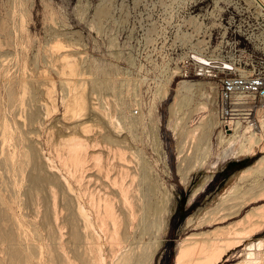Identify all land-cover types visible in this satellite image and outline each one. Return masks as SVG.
Wrapping results in <instances>:
<instances>
[{"label": "rangeland", "instance_id": "obj_1", "mask_svg": "<svg viewBox=\"0 0 264 264\" xmlns=\"http://www.w3.org/2000/svg\"><path fill=\"white\" fill-rule=\"evenodd\" d=\"M55 45L63 54L74 49V59L79 72L70 80L71 82L75 80V86L81 85V92L86 90L84 95L87 96L88 102L106 114L109 123L96 113L83 111L84 114L82 112L75 117V113H66V105L76 90L75 86L71 85L70 88L65 84L69 79L68 75L67 78L61 71L55 69L59 60L49 54ZM46 48H49V51ZM228 60L252 74L264 75V15L252 0H0L1 262L46 264L48 261L49 264L50 258L56 254L53 248L56 241L59 239L58 243H65L67 238L62 237H68V234L65 235L68 230L75 232L78 230L80 218L84 220L81 228L82 225L86 226V229L82 228L84 230L80 228L82 235H88L89 232L88 237L84 236L88 238L85 239L86 242L94 240L97 244L96 264H106L109 260L110 263L107 264H112L114 258L119 257L120 250L117 248V253L115 250L110 251L106 239V228L109 224H101L93 213L97 214V206L99 202L100 206L103 205L106 196V199L111 197L112 201L118 196L119 199H116L118 202H115L114 207L118 208L119 202L121 206L124 200L121 190L122 186L125 188L127 177L129 185L131 182L132 185H136L135 187L130 185L127 189L131 191L132 186L136 188L133 193L137 192L140 197L144 194L145 198L156 199L155 201L160 197L159 205L164 206L161 207V210L162 208L164 210L159 217L166 223L158 220L159 225L161 223L163 225L152 227L153 236L150 237L152 241H157V244L152 243L158 246V250L153 248V259L151 257L149 264H175L177 242L192 234L217 233L215 230L213 232L216 227L219 228L217 233L219 235L221 227L237 221L239 218L210 227L196 226L201 222L202 215L204 217V214L207 216L206 213L216 211L223 201L230 199L237 191L246 189L247 184L254 185L264 180V174L249 175L243 180L237 178L243 168L264 155V135H260L262 143L256 148V156L240 160H234V157L241 140L236 139L234 142L232 140L228 146L219 143L215 81L204 76L205 72H202V69L208 65L214 68L215 64ZM54 64L55 66H52ZM202 74L203 76H200ZM181 81L196 85L177 96V86ZM47 89L51 91L52 101H55L48 110L50 105L49 107L44 105L46 100L44 91ZM163 93L166 95L165 98L161 96ZM177 97L179 107L171 109L172 104L176 105L174 102ZM42 98L45 100L40 101ZM200 106L205 110L200 109ZM52 108L56 110L52 111ZM263 118L264 115L260 117ZM203 121L206 122L204 125ZM194 129L198 130L195 132L197 135ZM187 130L191 131L192 136L185 137L183 132ZM202 135L204 138L207 135L206 139L212 141L211 149L202 152L204 154L207 152L205 155L201 153L207 158L204 160L205 163L202 162L204 157L202 160L199 159L201 151L198 150L205 143ZM75 136L82 140L86 139L91 145L88 144L86 149L85 154L89 160L87 159L88 164L84 165L85 169L84 167L79 171L75 169L77 181L72 171L70 174V168L61 160L66 156V143ZM179 146L184 147L182 148L184 152ZM224 146L228 157L225 154L220 159L221 153L226 150ZM97 153L101 158L98 161L99 166L90 158ZM55 154L58 155L57 158ZM106 154L109 160L105 159ZM120 156L123 157L122 160ZM118 160L124 165L122 169L131 170L130 173L128 171V175L126 173L124 175L120 168L122 164H119ZM48 166L55 173V178L50 181L47 180ZM135 167L139 173L133 172L135 175L131 178L133 175L131 172ZM112 168L116 170L113 173ZM106 169H111L107 170L108 174ZM144 169L147 171L144 172ZM117 170H121V173ZM117 173H120L121 178ZM114 175H117V178ZM142 175L146 176L149 184H152L150 185L152 191L155 190L154 193L152 191V194L149 193L147 186L140 181ZM209 176L212 177L207 178ZM113 177L117 179L116 185L119 183L118 178L122 179V184L125 180L123 185L121 181L119 183L121 189L117 185L118 189L114 191L116 185L113 183L115 181ZM91 178L92 180H89ZM204 179H208V183L200 187ZM57 180L63 183L66 181L65 187H59ZM84 182L89 184L86 186ZM138 185L141 188L137 187ZM49 187L52 189L51 193ZM105 187L106 191L108 189L110 192L105 191L103 195L101 191L103 193ZM140 189L142 194L139 193ZM28 191L34 192L37 196L29 195ZM90 199L91 203L94 201V205L98 200L96 208L91 206ZM50 207L59 208L58 211L63 208L64 213L51 208L52 223L48 215ZM263 209L264 200L249 205L241 212V217L251 210L259 212L262 210L263 213ZM68 219L70 222L66 227ZM61 224L66 228L64 229ZM245 226H241L240 230L238 226L237 229L242 231ZM158 227L160 229L156 232ZM53 228L56 229L52 231ZM262 228L250 233V237L232 248L219 264H239L247 259L248 253L259 254L264 258V227ZM50 232H54L53 237ZM55 232L60 234L55 235ZM154 232L157 233L155 238ZM145 235L143 238L148 241L149 235ZM137 237L139 236H135ZM48 238L51 241H48ZM76 240L75 238V254L79 256L84 250L85 240L83 243ZM1 241L4 242L2 245ZM106 242L108 245H105ZM259 242H262L260 249L257 248ZM13 244L19 247L23 259L15 260L14 257H10V246ZM64 250L66 253V249ZM115 263L117 262L114 260L113 264Z\"/></svg>", "mask_w": 264, "mask_h": 264}, {"label": "bare ground", "instance_id": "obj_2", "mask_svg": "<svg viewBox=\"0 0 264 264\" xmlns=\"http://www.w3.org/2000/svg\"><path fill=\"white\" fill-rule=\"evenodd\" d=\"M256 5H257V7L260 9V11L263 13V15H264V0H252ZM4 28V27H3ZM54 31V30H53ZM62 38V37H61ZM52 42V41H51ZM59 45V44H58ZM56 46L57 45H55L54 46V49L53 50H51V53H49V54H51V57L53 56V57H55L56 59H58L59 61H58V65L56 66L57 68H55V69H58L59 71H61V73L63 74V75H66V77H67V75H68V77H69V79L68 80H66V83H65V81L63 82V83H65L66 85H68V87L70 86V88H71V85L74 87L75 85H76V83H75V80L74 81H72L71 82V80H70V78L71 77H73V76H77L78 75V72H79V69H78V64H76L75 63V59H74V56H75V51H74V49H73V51L71 50V51H69V52H67V53H65V54H63V53H60V51H59V49H57L56 48ZM51 47V46H50ZM53 48V47H52ZM46 50H48L49 51V48L47 49L46 48ZM42 51V50H41ZM62 51V50H61ZM43 52H45V51H43ZM79 52V51H78ZM47 54V53H46ZM43 55H45V53L43 54ZM48 55V54H47ZM62 56H64V57H62ZM79 56V55H78ZM42 57V56H41ZM69 57H73V58H69ZM36 58V57H35ZM44 58V57H43ZM47 58H48V56H47ZM69 58V59H68ZM37 59V58H36ZM35 59V60H36ZM49 59V58H48ZM55 59V60H56ZM77 59H78V57H77ZM42 60V59H41ZM54 60V61H55ZM61 60V61H60ZM42 62V61H41ZM222 63H224V62H219V63H217V64H215V66L216 67H214V68H217V67H220V64H222ZM52 66H55V64L54 65H52ZM51 67V66H50ZM54 68V67H53ZM207 68H212V67H209V65L208 66H206V67H204L203 69H202V71H205ZM39 72V71H38ZM42 73V72H41ZM48 73V72H47ZM81 73V72H80ZM82 75H84V73H82ZM67 77V78H68ZM82 79H83V77H82ZM91 79V78H90ZM76 80H77V78H76ZM81 82H82V80H80ZM80 83V82H79ZM52 84V83H51ZM80 85V84H79ZM196 84L195 83H192V82H187V81H181L179 84H178V89H177V96H179L181 93H182V91H187V90H189V89H191L192 87H194ZM30 86V85H29ZM67 87V86H66ZM80 87H81V85L80 86H75V93H74V95H72V98L70 99V101H69V103H67V108H66V113L68 112V113H70V112H72L73 114H74V117H75V115H77V114H79V113H82L83 111H87V112H89V113H91V114H98L99 116H101L106 122H108L109 123V117L107 118V115L106 114H104L102 111H100L98 108H96V107H94V106H92L89 102H88V98H87V96L86 95H84V92L86 93V90L83 92V90H82V88L84 89V87H85V85H84V87H82L81 88V90H82V92L80 91ZM24 88V87H23ZM42 88V87H41ZM45 88V87H44ZM47 88V87H46ZM45 88V89H46ZM49 88V87H48ZM70 88H69V90H70ZM86 88V87H85ZM197 88V87H196ZM21 89V88H20ZM74 89V88H73ZM165 89V88H164ZM193 89V88H192ZM24 90V89H23ZM42 90V89H41ZM44 90V89H43ZM68 90V91H69ZM74 91V90H73ZM191 91V90H190ZM189 91V92H190ZM45 93H46V96H45V99H40V101L41 100H45L44 102V105H47V107H49L48 105H50V108H47V110L48 109H51V105L53 106V102L55 103V101L53 100L52 101V99H51V96H50V94H51V91L50 90H45L44 91ZM165 93V92H164ZM161 94V96L163 95V97L162 98H165L166 97V95L165 94ZM28 94V93H27ZM167 95H168V93H166ZM176 94H175V98H176ZM21 95V94H20ZM19 96V95H18ZM67 96V95H66ZM71 96V95H70ZM165 96V97H164ZM208 96V95H207ZM206 96V97H207ZM44 97V96H43ZM29 98V97H28ZM53 98V97H52ZM181 98H185V97H181ZM93 99V98H92ZM91 99V100H92ZM208 99V98H207ZM64 100V99H63ZM177 100H178V97H177V99H176V101L174 102V103H176V105L175 104H172V106L170 107L171 109H173L175 106H177V107H179V105H177ZM61 101V100H60ZM91 103H92V101H91ZM20 105H21V103H20ZM174 105V106H173ZM169 107V106H168ZM199 107V106H198ZM202 106H200V109H202L201 108ZM46 108H45V110H46ZM55 108V107H54ZM195 108L196 107H194L193 109H194V111H195ZM205 108V107H204ZM24 109H25V107H24ZM23 109V110H24ZM116 109V108H115ZM198 109V108H197ZM13 110V109H12ZM54 109L52 108V111H53ZM56 110V109H55ZM54 110V111H55ZM67 110H69V111H67ZM202 110H205V109H202ZM115 111V110H114ZM175 111V110H174ZM13 112V111H12ZM50 112V111H49ZM172 112V111H171ZM191 112V111H190ZM85 112H83V114H84ZM170 113V112H169ZM47 114V113H46ZM61 114V113H60ZM71 114V113H70ZM172 114V113H171ZM170 114V115H171ZM176 114V113H175ZM21 115H23V114H21ZM73 116V115H72ZM79 116V115H78ZM78 116H76V117H78ZM44 117V116H43ZM47 117H48V115H47ZM65 116H63V118H64ZM70 117V116H69ZM68 117V118H69ZM111 117V116H110ZM70 119V118H69ZM81 119V118H80ZM64 120V119H63ZM67 119H65V121H66ZM111 120H112V118H111ZM110 120V121H111ZM210 121V120H209ZM201 122H202V120H201ZM204 122L205 121H203V125H204ZM130 123H132L131 121H130ZM184 123H185V121H184ZM206 123V122H205ZM13 124V123H12ZM185 125V124H184ZM207 125H208V123H207ZM206 125V126H207ZM88 126V125H87ZM87 126H85V127H87ZM202 126V125H201ZM211 126V125H210ZM46 127V126H45ZM204 127V126H203ZM240 127H242V126H239V125H237L236 127H234L232 130H233V132L232 133H230L229 135H227V136H225V135H223V134H221L220 133V138H219V143H222L223 145H226V146H228L229 145V143H230V141H232L233 140V142L237 139V141H239V140H241V142H240V146H239V148H238V152L236 153V156H235V152H234V160H240V159H243V158H246V157H251V156H254L255 154H256V148H258V146L262 143V138H261V136L260 135H264V118L263 119H259V126H257V128H253V129H248V128H245V127H242V128H240ZM15 128V127H14ZM82 128V127H81ZM88 128H89V126H88ZM87 128V129H88ZM198 129V128H197ZM181 130V129H180ZM179 130V131H180ZM52 131V130H51ZM194 131V133L196 132V131H198V130H193ZM193 131H192V134H193V136H194V133H193ZM199 132H201V131H199ZM198 132V133H199ZM205 132V131H204ZM52 133V132H51ZM83 133H84V131H83ZM180 133V132H179ZM178 133V134H179ZM197 133V132H196ZM195 133V134H196ZM76 134V133H75ZM183 134L185 135V137L186 136H189L190 134H191V131H189V130H187L186 132L184 131L183 132ZM205 134V133H204ZM203 134V135H204ZM206 134H207V131H206ZM48 135H49V133H48ZM51 135V134H50ZM73 135V134H72ZM183 135V136H184ZM197 135V134H196ZM202 135V136H203ZM211 135V134H210ZM32 136V135H31ZM190 136H192V135H190ZM200 136V135H199ZM209 136V135H208ZM70 137H71V135H70ZM206 138H208L207 137V135L205 136ZM95 138V137H94ZM184 138V137H183ZM195 138V137H194ZM202 138H204V136L202 137ZM206 138H204V145H206V146H204V145H201L199 148H198V150L199 151H201L200 152V154L202 153V152H205V151H207L208 152V150L209 149H211V146H212V141H210V140H208V139H206ZM210 138V137H209ZM67 139V138H66ZM68 139H70V138H68ZM67 139V140H68ZM84 139V138H83ZM193 139V138H192ZM53 140V139H52ZM64 140V139H63ZM98 140V139H97ZM190 140V139H189ZM197 140V139H196ZM200 140H202L203 141V139H200ZM205 140H208V141H205ZM202 141H200V143L202 142ZM60 142H61V140H60ZM195 142V141H194ZM199 142V141H198ZM56 143V142H55ZM54 143V144H55ZM62 143V142H61ZM90 142L88 141V142H86V139L85 140H82L80 137H77V136H75V138H71L67 143H66V148H65V150H66V158L64 157L63 159H61L62 160V162H63V164L67 167H69L70 168V174H71V171L73 172V175L75 174V169L76 170H80L81 168H83L84 167V165L86 164V161H88L89 159L87 158V155L85 154L87 151H86V149H87V146H88V144H89ZM196 143V142H195ZM199 143V144H200ZM57 144V143H56ZM93 144V143H92ZM198 144V145H199ZM222 144H221V147H223L222 146ZM58 145V144H57ZM62 145V147H63V144H61ZM64 145H65V142H64ZM53 146V145H52ZM89 146H91L90 144H89ZM97 146V145H96ZM99 146V145H98ZM103 146V145H102ZM202 146H204V148L202 147ZM220 146V145H219ZM54 147V146H53ZM57 147H59V146H57ZM105 147V146H104ZM180 147V146H179ZM260 147V146H259ZM264 147V146H263ZM20 148V147H19ZM52 148V147H51ZM181 148V147H180ZM182 148H184L183 146H182ZM181 148V150L183 151V149ZM224 148H225V146H224ZM89 149H90V147H89ZM98 149V148H97ZM202 149V150H201ZM226 149V148H225ZM103 150V149H102ZM224 150V149H223ZM60 151V150H59ZM182 151H179L180 153L182 152ZM53 152H54V150H53ZM56 152H58V151H56ZM62 152H63V150H62ZM108 152H109V150H108ZM112 152V151H111ZM117 152H119V150H117ZM117 152H116V154H117ZM184 152V151H183ZM206 152V153H207ZM226 152H227V149L223 152V153H221V156H220V159L222 158V157H224V155L226 154ZM2 153V152H1ZM101 153V152H100ZM120 153V152H119ZM205 153V154H206ZM211 153V152H210ZM210 153H209V155H210ZM263 153V152H262ZM54 154V153H53ZM57 154V153H56ZM56 154H55V158H57V156H56ZM88 154V153H87ZM109 154V153H108ZM115 154V153H114ZM202 154H204V153H202ZM201 154V156L199 157V159L200 160H202V157H204L203 155ZM204 154V155H205ZM89 155V154H88ZM105 155V154H104ZM197 156H198V153L196 154ZM208 155V156H209ZM18 156V155H17ZM59 156H60V154H59ZM119 156V155H118ZM218 156V157H219ZM226 156L228 157V155L226 154ZM256 156V155H255ZM11 157H13L12 155H11ZM43 157V156H42ZM89 157V156H88ZM102 157V156H101ZM106 157H107V154H106ZM121 157V158H120ZM119 158L122 160V156H120ZM90 158L91 159H94V162L96 161L97 162V164H98V161L101 159L99 156H98V153H97V155H95V156H90ZM105 158V157H104ZM118 158V159H119ZM205 158H206V156L204 157V159L202 160V162H204V160H205ZM209 158V157H208ZM59 159V158H58ZM65 159V160H64ZM88 159V160H87ZM90 159V160H91ZM105 159H108V157L107 158H105ZM197 159V158H196ZM207 159V158H206ZM225 159V158H224ZM228 159V158H227ZM230 159H231V157H230ZM64 160V161H63ZM109 160V159H108ZM198 160V159H197ZM18 161V160H17ZM58 161V160H57ZM225 161V160H224ZM91 162V161H90ZM102 162V161H101ZM105 162H107V160L105 161ZM113 162V161H112ZM198 162V161H197ZM201 162V163H202ZM51 163V162H50ZM92 163H93V160H92ZM103 163V162H102ZM114 163V162H113ZM112 163V164H113ZM118 163L119 164H122V161H120V160H118ZM199 163H200V161H199ZM205 163V162H204ZM203 163V164H204ZM48 164V163H47ZM88 164V163H87ZM86 164V165H87ZM94 164V163H93ZM97 164L95 163V169L97 168ZM106 164V163H105ZM137 164V163H136ZM142 164V163H141ZM53 165V164H52ZM64 165H61V166H63L64 167ZM100 165V163L98 164V166ZM109 165H110V163H109ZM113 165H115V164H113ZM201 165V164H200ZM199 165V166H200ZM106 166V165H105ZM112 166V165H111ZM115 166H117V164L115 165ZM124 165L122 164L121 165V170H122V172L124 171V175H125V173H126V175H128L127 173H128V171H129V173H130V171L131 170H129V169H127L128 171H125V169H122V167H123ZM143 166H145L144 164H143ZM198 166V165H197ZM198 166V167H199ZM202 166V165H201ZM200 166V167H201ZM94 167V166H93ZM100 167H102V165L100 166ZM109 167V166H108ZM180 167V166H179ZM189 167V166H188ZM203 167V166H202ZM55 168V167H54ZM65 168V167H64ZM87 169H88V167H86ZM104 169L105 168H107V167H103ZM102 168V169H103ZM124 168V167H123ZM130 168V167H129ZM145 168V167H144ZM214 168H216V166L214 165ZM73 169V170H72ZM84 169H85V167H84ZM86 169V171H88ZM140 169V166H139V168H138V170ZM148 169V168H147ZM68 170V169H67ZM107 170L108 171H110L111 169H106V172H107ZM112 173L113 172H115L116 170H114L113 168H112ZM121 170L119 171V170H117V171H119L120 173H121ZM137 170V167H135V170H133L131 173H133V172H135ZM143 170V169H142ZM66 171V170H65ZM78 171H77V174H79L78 173ZM83 171V170H82ZM81 171V172H82ZM103 171V170H102ZM101 171V172H102ZM147 171V170H146ZM145 171V169H144V172H146ZM186 171V170H185ZM69 172V171H68ZM91 172V171H90ZM105 172V173H106ZM137 173H139L138 171H136ZM48 173H49V176H48V179L47 180H51V179H53V178H55V173H54V171L52 170V168L50 167V166H48ZM99 173V175H100V172H98ZM104 173V171L102 172V174ZM120 173H117V174H119L118 175V177H120L121 175H120ZM142 173V172H141ZM148 173V172H147ZM147 173H145V174H147ZM67 174V173H66ZM94 174V173H93ZM107 174H108V172H107ZM115 174V173H114ZM183 174V173H182ZM264 174V155H262L261 157H258L252 164H250V165H248V166H246L245 168H243L240 172H239V174H238V176H237V178L238 179H241V180H243L244 178H247V176H249V175H263ZM105 175V174H104ZM103 175V176H104ZM135 174L133 173V175L131 176V178H133V176H134ZM76 176L77 175H74V178H76ZM79 176H81V173H80V175ZM78 176V177H79ZM102 176V175H101ZM112 176H113V174H112ZM114 176H116V178H117V175H114ZM122 176H123V173H122ZM182 176H184V175H182ZM187 176V175H186ZM185 176V177H186ZM70 177V176H69ZM105 177H106V175H105ZM124 177L125 176H123V178L122 179H124ZM127 177V176H126ZM212 176H209V177H207V178H211ZM259 177V176H258ZM60 178H61V176H60ZM83 178V177H82ZM111 178V177H110ZM109 178V179H110ZM113 178H115V177H113ZM114 179L115 181L113 182L115 185H116V181H117V179ZM121 178V177H120ZM120 178H118L119 179V183H120V181L122 180H120ZM135 178V177H134ZM79 179V178H78ZM104 179V178H103ZM79 180H81V179H79ZM89 180H92V178L91 179H89ZM125 180H127V183L129 182V180H128V177H127V179H125ZM125 180H123L124 182H125ZM133 179H131V181H132ZM140 180V179H139ZM149 180V179H148ZM208 180V179H207ZM206 179H204V182H202L203 184L200 186V187H203L204 186V183L206 184V182L208 183V181H207ZM258 180H263V179H258ZM76 181H77V178H76ZM82 181V180H81ZM104 181V180H103ZM111 181V180H110ZM140 181H142V183H144L147 187H146V189L148 188V190H149V193H151L152 194V184L150 185L149 184V181H147V179H146V176L145 175H142V178H141V180ZM240 181V180H239ZM66 182V181H65ZM65 182L63 183V181H60V180H57V183H58V186L59 187H61V188H63V187H65L64 186V184H65ZM86 182V181H85ZM84 182V185H88L89 184V182L88 183H85ZM95 182H97V180L95 181ZM112 182V181H111ZM111 182H109V183H111ZM124 182H123V184H124ZM255 182H257V180L255 181ZM49 183V182H48ZM102 183V185H103V182H101ZM118 183V182H117ZM117 184V185H119L118 187H119V189H121L120 188V186H121V184H122V181H121V184ZM127 183H125L124 184V186H125V188L122 186V194H123V196H124V200H122V203H121V206H119V203H118V208H115L114 207V205H116L115 204V202L117 203L118 202V200L116 201V199L118 198V196H116V198L114 199V201H112L113 199H110V198H107L106 199V197L104 198V201H103V205L102 206H100L99 204H100V202H99V204H98V206H97V201L95 202L96 203V205H94L93 204V202L95 201V199H93L94 197H93V195H92V197L93 198H91V199H93L94 201L91 203V199L89 200L90 201V203L92 204L91 206H94L95 208H96V206L98 207V209H97V214H96V212H94L93 213V216L95 215L96 217H98V219L100 220V222H101V224H109L108 225V227L107 226H105V227H107L106 228V233H107V236H106V239H108V243H109V249H110V251L111 252H113L114 250L116 251V249L118 248V250H120V252H119V257H117V254H116V257H117V259H118V261H117V259H115L114 258V260L117 262V263H115V264H149V261L151 260V257L153 256V254H154V250H153V248L155 249H157L158 248V246L157 245H155V244H157V241H152L151 240V235L153 236V234H152V227L154 226V227H156V225H159V222L162 220L163 222H165V220H163V218L161 219L160 217H159V215H160V213H161V211H162V213H163V208H164V206H163V204H162V206H160L159 205V198H158V200L157 201H155V200H152L151 198H148V197H144L143 195L140 197V196H138L136 193L137 192H134L133 193V191H136L133 187H135L136 185L134 184V185H132L133 184V182H131V184L130 185H132L130 188H131V191H130V189H127V187L128 186H130L129 185V183L127 184ZM138 183V182H137ZM157 183V182H156ZM252 183V182H251ZM80 184V183H79ZM112 184V183H111ZM122 184V185H123ZM140 184V183H139ZM50 185V184H49ZM82 185H83V183H82ZM86 185V186H87ZM93 185H94V183H93ZM117 185H116V188L114 189V191L115 190H117L118 189V187H117ZM127 185V186H126ZM144 185V186H145ZM158 185V184H157ZM96 186H98V185H96ZM114 186V185H113ZM140 185H138L137 187H139ZM154 186V185H153ZM156 186V185H155ZM247 186H248V184H247ZM246 186V189H243L242 191H237L236 193H234V195L233 196H231L230 197V199H227V200H225V202L223 201L220 205H219V207H218V209L216 210V211H213V212H211L210 214L209 213H206V214H208L207 216H205V214H204V217H203V215H202V219L199 221L200 223H198L196 226H198L199 228H201L202 226H206V227H210L211 225H217V224H221V223H226V222H229V221H231V220H233V219H236V218H239L237 221L235 220L234 222H231V223H229L227 226H225V227H221L222 228V231H220V234L218 235L217 233L219 232V228H214L213 229V232H217V233H214V234H212V233H210V232H208V233H199V234H192V235H189V236H187V237H185L184 239H182V240H180L179 242H177L176 243V256H175V264H219L221 261H222V259L228 254V252L232 249V248H234L236 245H239L245 238H248V237H250V233H253V232H255V231H257V230H261V228L262 227H264V212L262 213V210L259 212L258 210H251L250 212H248L247 214H244V216H242L241 217V212L244 210V209H246L249 205H251V204H254V203H258L259 201H262V200H264V180L263 181H259V182H257V183H255L254 185L253 184H250L248 187ZM84 187V186H83ZM107 187V186H106ZM106 187H105V190L103 191V193H102V191H101V194H103L104 195V192L106 191ZM109 187L111 188V186H110V184H109ZM54 188V187H53ZM58 188V187H57ZM86 188V187H85ZM84 188V189H85ZM95 188V187H94ZM129 188V187H128ZM133 188V189H132ZM139 188H141V186L139 187ZM144 188V187H143ZM156 188V187H155ZM199 188V187H198ZM49 189V193H51L52 191V189L50 190V187L48 188ZM83 188L81 187V190H82ZM99 189V188H98ZM97 189V190H98ZM91 190V189H90ZM89 190V191H90ZM97 190H96V192H97ZM144 190H145V188H144ZM143 190V191H144ZM156 190H157V188H156ZM63 191V190H62ZM65 191V190H64ZM83 191V190H82ZM87 191V190H86ZM107 191H108V189H107ZM106 191V192H107ZM113 191V190H112ZM152 191V192H151ZM95 192V191H94ZM95 192V193H96ZM105 192V193H106ZM108 192H110V191H108ZM120 192V190L118 191V193ZM141 192V189H140V191H139V193ZM144 192H146V191H144ZM154 192H155V190H154ZM153 192V193H154ZM195 192H196V190H195ZM55 193H56V190H55ZM58 193V192H57ZM82 193V192H81ZM87 193H89L88 191H87ZM86 193V194H87ZM93 193V192H92ZM99 193V192H98ZM158 193H160L159 191H158ZM28 194L29 195H32L33 197L35 196H37L34 192L33 193H31V191H28ZM38 194V193H37ZM83 194V193H82ZM122 194H121V196H122ZM140 194H142V192L140 193ZM26 195V194H25ZM54 195V194H53ZM95 195V194H94ZM96 195H97V193H96ZM100 195V194H99ZM117 195V194H116ZM147 195H148V193H147ZM150 195V194H149ZM155 195V194H154ZM157 195V194H156ZM56 196V195H55ZM55 196H53V199L55 198ZM57 196H58V194H57ZM84 196H85V194H84ZM111 196V195H110ZM120 196V195H119ZM122 196V197H123ZM152 196V195H151ZM193 196V195H192ZM31 197V196H30ZM66 197H68V196H66ZM88 197V196H87ZM91 197V196H90ZM89 197V198H90ZM97 196H95V198H96ZM102 197V196H101ZM115 197V196H114ZM156 197V196H155ZM162 197V196H161ZM113 198V197H112ZM153 198H154V196H153ZM167 198V197H166ZM36 199V198H35ZM34 199V200H35ZM58 199V198H57ZM66 199V198H65ZM97 199H98V197H97ZM101 199V198H100ZM100 199H99V201H100ZM119 199V198H118ZM68 200V199H67ZM73 200V199H72ZM53 201H55V200H53ZM71 201V200H70ZM102 201V200H101ZM120 201V200H119ZM42 202V201H41ZM74 202V201H73ZM114 202V203H113ZM161 202H162V200H161ZM56 203V202H55ZM58 203V202H57ZM88 203V202H87ZM90 203H88V204H90ZM102 203V202H101ZM41 204V203H40ZM39 204V205H40ZM38 205V206H39ZM54 206H55V204H53ZM169 205V204H168ZM41 206H43V205H41ZM51 206V205H50ZM80 206V205H79ZM58 207V206H57ZM161 207H163L162 208V210H161ZM51 208H55V207H50V211H49V213H48V215H49V218H50V220H51V223H52V221H53V218H52V216H53V211H52V209ZM80 208H81V206H80ZM92 208V207H91ZM101 208V209H100ZM170 208V207H169ZM171 208H173V207H171ZM260 208V207H259ZM263 207L261 206V209H262ZM55 209H57V208H55ZM59 209V208H58ZM58 209H57V211H58ZM70 209V208H69ZM264 210V209H263ZM60 211V213H61V211H62V213H63V208H62V210L60 209L59 210ZM58 211V212H59ZM93 211H94V208H93ZM169 211V210H168ZM70 212V211H69ZM68 212V213H69ZM82 212V211H81ZM60 213H58V215H60ZM77 213H78V210H77ZM79 213H80V211H79ZM78 213V214H79ZM165 213V212H164ZM42 214V213H41ZM40 214V215H41ZM64 214V213H63ZM169 213H167V215H168ZM33 215V214H32ZM77 215V214H76ZM80 215V214H79ZM79 215H77V216H79ZM83 215V214H82ZM166 215V214H165ZM164 215V216H165ZM81 216V215H80ZM160 216H162V215H160ZM163 216V217H164ZM57 217V216H56ZM59 218H61L60 216H58ZM81 217H83V216H81ZM255 217H257L256 219H255ZM76 218H78V217H76ZM166 218V217H165ZM164 218V219H165ZM201 218V217H200ZM54 219H56V218H54ZM70 219V218H69ZM68 219V221H67V223L65 224L66 225V227H68L67 225L69 224V222H70V220ZM84 219V218H83ZM95 219V218H94ZM97 219V220H98ZM58 220H60V219H58ZM78 220V219H77ZM79 220L80 221H82L80 218H79ZM78 220V221H79ZM90 220V219H89ZM159 220V222H157ZM79 221V228H78V230L75 232V231H71V230H68V233H66L65 231H64V233H66L65 235H67L68 237H62V238H67V240H66V244L65 243H58V240L55 242L56 244L53 246V248L55 249V252H56V254H55V256H53V254L51 255V256H53L52 258H50V260H49V264H75V262H78V263H80V264H96V255H97V244H96V242L94 241V240H90V241H88V242H86V240L85 239H88V238H85L84 236H87L88 237V235H89V232H88V235H82V232H81V230H80V228H81V223L82 224H84V220L82 221V222H80ZM161 221V222H162ZM48 222H50V221H48ZM191 222V220H189L188 221V223H190ZM50 223V224H51ZM58 223H59V221H57V224L56 225H58ZM89 223L91 224L92 222H90L89 221ZM88 223V224H89ZM158 223V224H157ZM166 223V222H165ZM168 223V222H167ZM63 224V223H62ZM61 224V225H62ZM162 224V223H161ZM160 224V225H161ZM49 225V224H48ZM61 225H59L60 227H61ZM65 225L63 226L64 227V229L66 228L65 227ZM77 225H78V222H77ZM92 225V224H91ZM98 225V224H97ZM159 225V226H160ZM163 225V224H162ZM243 225H246L245 227V229H241L242 231H239L240 230V228H241V226H243ZM50 226V225H49ZM53 226V225H52ZM51 226V227H52ZM90 226V225H89ZM99 226V225H98ZM238 226H239V230L237 229L238 228ZM29 227H30V225H29ZM58 227V226H57ZM86 226H84V225H82V228H85ZM92 227V226H91ZM105 227H104V229H105ZM153 227V228H154ZM75 228V227H74ZM81 228V229H82ZM100 228V227H99ZM162 228V227H161ZM220 228V229H221ZM51 229V228H50ZM54 229H56V228H53L52 229V231L54 230ZM59 229V228H58ZM86 229V228H85ZM88 229V228H87ZM160 228L158 227V229H157V231L156 232H158V230H159ZM248 231H247V230ZM263 229V228H262ZM82 230H84V229H82ZM215 230V231H214ZM27 231V230H26ZM61 231V229L59 230V232ZM103 231V230H102ZM153 231H154V229H153ZM161 231V230H160ZM165 231V230H164ZM197 231V230H196ZM28 232V231H27ZM59 232H57V233H59ZM91 232V231H90ZM212 232V231H211ZM50 233H52V232H50ZM54 233V232H53ZM53 233H52V237H53ZM56 233V232H55ZM55 234V235H58V234ZM61 233V232H60ZM59 233V234H60ZM86 233V232H85ZM92 233V232H91ZM146 234V235H145ZM160 234H162V232L160 233ZM63 235V234H62ZM90 235H92V234H90ZM143 235H145V236H147V235H149L148 237H147V240L148 241H145L144 240V238H143ZM223 235H225L224 237H223ZM49 236H50V234H49ZM64 236V235H63ZM93 236V235H92ZM95 236V235H94ZM135 236H139V237H137V238H135ZM155 236H157V233L155 234V232H154V237L153 238H155ZM219 236H222L221 238H219ZM56 237V236H55ZM58 237V236H57ZM96 237H98L97 235H96ZM75 238L77 239L76 241H78V243H79V240L81 241V243H83V241H84V250H83V252L78 256V255H76L75 254ZM53 239V238H52ZM99 239V238H98ZM60 240H61V238H60ZM151 240V241H150ZM157 240V239H156ZM48 241H51L49 238H48ZM53 241V240H52ZM63 241V240H62ZM107 241V240H106ZM160 241V240H159ZM155 242V246H157V247H155L154 245H153V243ZM4 242H2L1 241V245L3 244ZM54 243V242H53ZM52 242H51V244H53ZM78 243H77V245H78ZM107 243V242H106ZM105 243V245H108V243L106 244ZM222 243V244H221ZM158 245H159V243H158ZM50 246V245H49ZM160 246V245H159ZM262 246V242H259L258 244H257V248L258 249H260V247ZM50 247H52V245L50 246ZM49 247V248H50ZM65 247V248H64ZM79 247H81L80 245H79ZM53 248H52V251H53ZM66 249V253H64L63 251H65L64 249ZM83 248V247H82ZM100 248V247H99ZM108 248V247H107ZM160 248V247H159ZM155 249V250H156ZM117 250V251H118ZM158 250V249H157ZM5 251V250H4ZM51 251V252H52ZM108 251V250H107ZM109 251V252H110ZM117 251H116V253H117ZM0 252H2V248L0 247ZM54 253V252H53ZM100 253V252H99ZM157 253V252H156ZM1 254V253H0ZM5 254H6V252H5ZM10 257H14V259L15 260H20V259H23V256H22V252L19 250V247H17V245L16 244H13V245H11L10 246ZM244 255V254H243ZM109 256V255H108ZM113 256H114V254H113ZM237 256V255H236ZM98 257V256H97ZM100 257V256H99ZM98 257V258H99ZM106 257H107V255H106ZM263 257V256H262ZM101 258V257H100ZM99 258V259H100ZM113 258V257H112ZM4 259V258H3ZM104 259V258H103ZM152 259H153V257H152ZM106 260V259H105ZM105 260H103V261H105ZM113 260V261H114ZM113 261H112V264H113ZM226 261H228L227 259H226ZM47 262L48 261H46V264H47ZM110 263V260L109 261H107V263ZM98 263V262H97ZM106 263V264H107ZM0 264H3V262H1V260H0ZM99 264V263H98ZM151 264V263H150ZM238 264V263H237ZM239 264H264V258H261V256L258 254H252V253H248L247 254V259H244L242 262H239Z\"/></svg>", "mask_w": 264, "mask_h": 264}, {"label": "built area", "instance_id": "obj_3", "mask_svg": "<svg viewBox=\"0 0 264 264\" xmlns=\"http://www.w3.org/2000/svg\"><path fill=\"white\" fill-rule=\"evenodd\" d=\"M202 72L215 81L219 132L229 135L237 125L257 128L264 115V75L252 74L230 60Z\"/></svg>", "mask_w": 264, "mask_h": 264}]
</instances>
